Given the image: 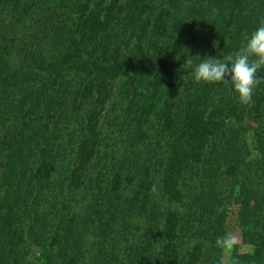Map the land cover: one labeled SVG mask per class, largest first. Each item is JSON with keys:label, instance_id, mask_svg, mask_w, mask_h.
<instances>
[{"label": "trees", "instance_id": "trees-1", "mask_svg": "<svg viewBox=\"0 0 264 264\" xmlns=\"http://www.w3.org/2000/svg\"><path fill=\"white\" fill-rule=\"evenodd\" d=\"M262 20L264 0H0V264H222L230 221V261L264 264V83L242 105L192 75Z\"/></svg>", "mask_w": 264, "mask_h": 264}, {"label": "clouds", "instance_id": "clouds-1", "mask_svg": "<svg viewBox=\"0 0 264 264\" xmlns=\"http://www.w3.org/2000/svg\"><path fill=\"white\" fill-rule=\"evenodd\" d=\"M183 65L192 67V57H187ZM261 70H264V20L243 37L236 51L222 58L207 57L201 60L194 67L192 75L197 83L231 84L239 102L251 105L254 90L264 83V77L258 75ZM236 243V237L231 234L217 237L215 241L216 247L225 255L234 250ZM230 264H238V261L231 260Z\"/></svg>", "mask_w": 264, "mask_h": 264}, {"label": "rangeland", "instance_id": "rangeland-1", "mask_svg": "<svg viewBox=\"0 0 264 264\" xmlns=\"http://www.w3.org/2000/svg\"><path fill=\"white\" fill-rule=\"evenodd\" d=\"M240 181H241V179H240ZM240 181H237V182H240ZM99 213H101V211H99ZM96 217L97 216H95V222L92 225L93 226L92 233H91V235H89V239L87 240V243H86V245H87L86 250H89V251H90V249L93 248V245H97V242L100 239V234H101L100 231L103 229L102 228V221H104L106 219V215H104V217L101 218L100 220H96ZM126 221L131 224L134 222V219L130 218V219H126ZM230 226H232V228H231L232 232L230 231V234L234 235L237 239L236 229H233L235 227V222L230 221ZM100 241H103L102 238L100 239ZM237 244H238V247L242 249V246H241V244H239L238 239H237ZM229 255L230 254L225 255L224 253H222V258H221L222 264H230ZM120 256H121V253L118 254V257H120ZM88 257L89 256H86L85 258H88Z\"/></svg>", "mask_w": 264, "mask_h": 264}]
</instances>
